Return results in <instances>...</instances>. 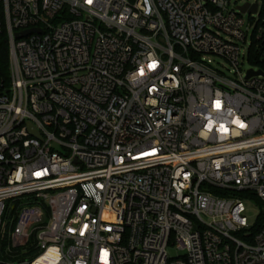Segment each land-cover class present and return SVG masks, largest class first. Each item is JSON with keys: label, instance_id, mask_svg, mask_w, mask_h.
<instances>
[{"label": "built area", "instance_id": "2783aa9c", "mask_svg": "<svg viewBox=\"0 0 264 264\" xmlns=\"http://www.w3.org/2000/svg\"><path fill=\"white\" fill-rule=\"evenodd\" d=\"M232 3L0 0V264H264V0Z\"/></svg>", "mask_w": 264, "mask_h": 264}, {"label": "trees", "instance_id": "16d2710c", "mask_svg": "<svg viewBox=\"0 0 264 264\" xmlns=\"http://www.w3.org/2000/svg\"><path fill=\"white\" fill-rule=\"evenodd\" d=\"M263 15H264V5H263ZM249 63L255 67L258 66L253 60ZM0 79L8 84L10 82V46L7 32L4 31L0 34ZM212 193L216 196H227L226 192L220 191L218 189H213ZM235 195L240 198H251L255 203H257L261 208L263 204L258 200L257 196L253 192L236 193ZM264 226V214L261 212V217L259 223L256 225L255 232H259Z\"/></svg>", "mask_w": 264, "mask_h": 264}, {"label": "rangeland", "instance_id": "374dc122", "mask_svg": "<svg viewBox=\"0 0 264 264\" xmlns=\"http://www.w3.org/2000/svg\"><path fill=\"white\" fill-rule=\"evenodd\" d=\"M248 2L252 3L254 2V0H233L232 5L238 4L242 6ZM243 68L244 70L248 71L250 69H253L254 67H252V65L248 61H246ZM245 206L247 209L246 216L248 218L249 224L251 227H254L260 221L262 208L257 203L252 202V201H245ZM13 219H14L13 215H8L5 217V222H8L9 224V230L13 222Z\"/></svg>", "mask_w": 264, "mask_h": 264}, {"label": "water", "instance_id": "95a60500", "mask_svg": "<svg viewBox=\"0 0 264 264\" xmlns=\"http://www.w3.org/2000/svg\"><path fill=\"white\" fill-rule=\"evenodd\" d=\"M257 9H258V6L257 5H255V6H253V7H250L249 5H247V6H245V7H242L240 10H241V12L242 13H245V12H249V13H253V14H255L256 12H257ZM35 32H38V33H40V31H37V30H32V31H27V32H25V33H22V34H20V35H17V38H23V37H26V36H28V35H30V34H33V33H35ZM253 74H255V75H260L261 73L259 72V73H253V72H251L250 73V75H253ZM30 127H31V129H32V131H33V133L35 134V135H37L38 136V134L35 132V130H34V128L30 125Z\"/></svg>", "mask_w": 264, "mask_h": 264}]
</instances>
